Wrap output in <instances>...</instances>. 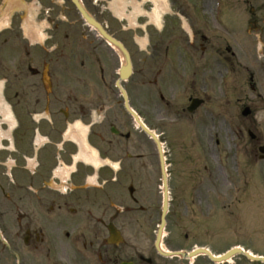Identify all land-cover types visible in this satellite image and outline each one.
<instances>
[{"label": "rangeland", "instance_id": "1", "mask_svg": "<svg viewBox=\"0 0 264 264\" xmlns=\"http://www.w3.org/2000/svg\"><path fill=\"white\" fill-rule=\"evenodd\" d=\"M6 1L0 0V8L5 5ZM21 1H23L25 10L16 12L12 16L13 27L20 25V23L23 26H27V24L49 26L54 25L53 22L56 25L58 23L61 25L60 19L65 17L79 23L77 26L78 31L87 30V34H91V36L94 34L93 30L81 24V18L70 0ZM63 1L65 2L63 3ZM171 1L174 8H178L181 11L182 9L187 10L193 16L192 22L197 23V11L201 0ZM242 1L223 0L225 2L223 10L229 16L228 20L235 32L241 30L236 26L238 20L237 11L242 14V18H246L248 15ZM262 1L251 0L254 9H257L254 16L256 23L253 22L257 24L256 28H260V30H264V13L260 5ZM82 2L87 10L107 27L109 32L121 37L125 36L124 38L130 50L138 49L127 36L134 32L133 30L117 32L122 26L116 21L110 9L113 4L122 3L124 7L131 4L132 6L127 8L133 11V8L135 10L138 6H143L144 0H82ZM60 4L63 6H60ZM147 5L149 4H144V8ZM40 6L44 11L39 9ZM48 11H50L49 15H47ZM163 19L165 22L162 23L161 21L157 27L161 29L164 26L162 32L165 34L172 31V34L178 39L170 43V46L173 44L182 49L183 40H181V34L178 31L177 18L163 15ZM138 22L141 24V29L137 28L136 33L142 39V44L139 46L150 49L149 41H151V38H148V35L154 34V30L151 26L145 29L146 17H140ZM126 27L128 26L126 25ZM247 30L249 31V37L241 34L242 38L238 40V43H234L233 35L230 32L223 34V36L221 35V38L216 41L221 43L222 46L229 43L237 49L236 56L229 59L232 61L231 65L235 68V74L231 76L227 84L231 90L227 91L226 95H224V92L222 95L220 92L218 93L217 83L220 80L218 74L219 72L221 76L227 74L228 72L226 71H228L230 62L227 64L216 60V64L213 66L216 71V82L210 86L215 89V95H212L206 103L205 107H208L205 109L201 108L200 112H197L194 116H189L181 111V103L185 97L183 84L166 89L159 87L160 85H151L145 82L139 87L138 85L142 78L136 71L125 83L133 106L141 111L146 124L158 135L163 143L166 169L169 174L168 179L171 188L170 198L173 201L166 216L162 248L168 250L185 248L190 250L195 245L206 244L213 253H220L230 245L241 244L246 248H250L253 252L264 255V160H259L258 155H255L256 153L258 154V145L264 146V46L261 48L263 35L262 38L258 36L259 30H253L252 32L251 29ZM245 34L247 33L245 32ZM15 35L16 37L11 43L10 40L9 42H4L5 32L0 34V79L3 80L8 77V82L12 83L15 89L18 90V99L15 100L14 106L15 110L20 113L24 68L20 63L21 57L18 54L4 52L9 45L18 44L15 43L18 41L17 33H14L12 37ZM167 36H169V33ZM236 44H239V47ZM16 46L18 50H21L20 43ZM138 55L139 53L137 52L136 56ZM209 59L210 56L206 54L204 61L209 62ZM57 65L58 71L56 74L53 68L50 69V73L55 77L58 75V83L62 84L65 82L63 73L66 68L64 65V69H62L63 65L59 66V62ZM149 69L146 68L144 70V78L146 79L150 77L151 70ZM8 70L20 75L19 79L16 78L17 80H15ZM111 71L110 65L108 71L110 81L115 74ZM251 73H254L252 82L249 80ZM146 79L143 81H146ZM251 83L254 84V90H251L248 85ZM159 91H162L165 99L164 103L159 100ZM2 92L4 97L8 98L6 88L5 91L2 89ZM117 99H119L118 96ZM166 101L169 104H166ZM110 102L111 100L105 105H110ZM245 105H248L251 109V113L248 116L241 114ZM115 110L121 119L122 125L131 132L128 146L134 148L135 144L138 145L142 152L147 153L143 163L149 164L155 158L153 142L144 133H139L136 127L134 128L132 121L130 122L122 107L116 105ZM119 118L118 121H120ZM0 119H2L1 115ZM1 127L5 138L1 140L0 144V225L4 230V237L11 241L15 240L17 243V239H21L23 235L20 227L22 223L20 221L16 223L14 219L13 222L10 220L12 199L8 197V194H13L14 198L24 194L22 190H18V187L10 182L11 162L17 157L16 151L21 150L23 146V138L20 137L22 128L17 126L10 129L4 123L1 124ZM106 127L107 125H105ZM246 128L252 129L253 133L260 137L258 144L250 140L248 133L245 131ZM14 172L16 173V171ZM122 176L123 174L120 176L121 181H123ZM154 178L156 181H154ZM160 178L159 168L157 166L152 168L150 165L149 169L140 170V177L135 182L140 194L143 195L142 201L146 200L154 204L155 207L159 204L161 198L158 189ZM147 179H151V181ZM152 183H156L157 187H152ZM151 188L154 189L153 195L151 193L150 196H147V190L151 191ZM22 202L23 200L18 198L17 203L20 208H17L16 211L19 213V218L21 212H28L26 207L22 206ZM148 213H146L147 216L144 213H135V215L127 213L124 218H121V221L125 224L123 231L128 238L133 235L131 227L140 224L144 226L141 233L137 234V232L135 234L136 239L132 238L141 247L138 249L141 252H145L143 248H146L153 239L152 230L156 228L158 220L154 210L149 213L150 215ZM133 216H136V222L130 221ZM31 217L37 221L39 215L37 213L32 215L31 213ZM21 221L23 222V220ZM147 231L149 235H147ZM60 234L59 243L62 242L66 248L63 256L69 260L70 264H74L72 263L75 260L72 255L74 246L70 245V247L67 245V247V241L63 238L61 231ZM58 247L59 258L45 255L41 258L43 264H66L64 258L60 255ZM5 256L4 252L0 257L1 262ZM77 259L79 258L77 257ZM156 261L157 264H170L171 262L163 257H157ZM172 262L175 264V260ZM191 262L192 260H189V264ZM242 263L251 264L245 261L242 256H234L229 262L224 264ZM194 264H210V261L204 257H197Z\"/></svg>", "mask_w": 264, "mask_h": 264}, {"label": "flooded vegetation", "instance_id": "2", "mask_svg": "<svg viewBox=\"0 0 264 264\" xmlns=\"http://www.w3.org/2000/svg\"><path fill=\"white\" fill-rule=\"evenodd\" d=\"M200 35L204 38L202 33ZM77 37L76 34H67V42L62 46L71 61L75 63L69 67L76 74L75 81L70 82L65 78L68 83L64 82L60 84L57 80L52 81V78L49 76V82L46 84L43 81L44 61H34L31 58L27 63L28 72L32 76L38 77L36 86L38 96L31 102L29 91L35 83L27 79L23 90L22 117L29 128L31 121H35V113L39 112L43 107V102L48 100L50 113L48 115L49 119L41 117L38 122V130L43 135H46L47 142L40 149L39 155L40 161L37 173L39 194L37 196V203L33 205L25 204L28 212H22L20 218L18 217L22 223L20 227L25 232L24 240L26 246H28L26 252L44 254L46 248L51 250L54 245L52 241L44 243L45 234L48 233V238H52L51 229H58L62 224H72L73 217H94V213L96 212V225L92 226L91 236L88 238L91 255H97L103 264H121L122 261H131L132 264H156L151 259L143 258L141 251L138 250L141 247L135 240L124 242L121 245H108L103 242L104 237H102V242L97 241L96 246H94V241L99 239L103 231H106V227L111 223L115 225L112 215L108 213V209H93L94 207H99L98 204L100 203L103 208L105 207L104 195L105 197H110L117 194L119 189L115 185H109V177L111 178L115 169L138 171L134 172L135 175H138L139 170L142 168V162L140 153L127 155L126 151H119V147L122 143H126L125 139L129 135L123 136L116 129H112L113 136L109 138L101 132H96L92 129L86 136L87 142L98 145L101 157H108V160L101 164L98 178L96 179L97 182H103L101 187L103 195L100 191L96 193L95 187L92 184H88L87 181V177L93 173V163L85 159L83 155L74 160L79 152L78 146L72 138L68 137L65 139L63 132L67 128L68 123L75 119H79L84 125L92 122V112L95 107L94 98L96 106H98L99 102L108 97L104 93L94 92L98 89L95 83L91 81L94 79L92 71L80 72L77 75L78 70L81 68L87 71L89 64H96L101 75V87H105L108 85V81H106L104 73L105 69L108 68L110 58L109 52L98 49L99 44H95L94 42L90 45L92 47L91 50L76 49L79 46ZM59 47L60 45L57 41L56 50ZM154 52L157 51L155 50ZM51 99L52 103L50 102ZM109 118L107 116L108 120ZM58 142L62 143L61 147H58ZM135 146L138 147L136 144ZM120 153H122V156H118ZM61 167L70 170L69 176L64 182L58 174H54V170ZM50 180L54 185L53 187L48 186ZM62 183L65 184L63 191L58 188ZM132 199L134 202H137L140 200V195L136 199L134 197ZM142 210L144 209L142 208ZM31 213L32 215L33 213L39 215L37 221L33 220ZM10 220L13 222L12 216ZM117 228L122 231L120 227ZM137 232V234L141 233V229ZM133 238L135 239V235ZM7 249L9 261L10 256L14 254L15 250V245L12 241L8 242Z\"/></svg>", "mask_w": 264, "mask_h": 264}, {"label": "bare ground", "instance_id": "3", "mask_svg": "<svg viewBox=\"0 0 264 264\" xmlns=\"http://www.w3.org/2000/svg\"><path fill=\"white\" fill-rule=\"evenodd\" d=\"M152 1L154 2V7L156 9L162 8V3L159 0H152ZM112 9L116 15H119V16L122 15V13L119 12V6H117L116 4L113 5ZM156 9H155V11H156ZM155 16H156V12H154V14L150 15V17L152 19H155ZM5 22L6 21L3 20L0 23V27L3 26L5 24ZM25 30L28 33L29 37L32 38L33 32L29 28H26ZM0 94H1V89H0ZM0 114L3 117V121L11 128L14 125V120H13L11 112L8 109V106L6 105L4 99L1 95H0ZM79 132H80V129L75 130L74 136H78ZM2 136H3V133L1 132V129H0V140H1Z\"/></svg>", "mask_w": 264, "mask_h": 264}, {"label": "water", "instance_id": "4", "mask_svg": "<svg viewBox=\"0 0 264 264\" xmlns=\"http://www.w3.org/2000/svg\"><path fill=\"white\" fill-rule=\"evenodd\" d=\"M74 1V3L76 4V6L78 7V9L82 12V14L84 15V17L87 19V21L88 22H90L91 24H93V25H95L96 27H98L86 14H85V12L83 11V9L80 7V5L78 4V2H77V0H73ZM102 32V31H101ZM104 35H105V33L104 32H102ZM106 37H107V39H109L113 44H115V45H117L118 47H119V49H121L122 51H123V53H124V55H125V57H126V59L128 60V58H127V55H126V53H125V50L123 49V47L120 45V44H118L115 40H113V39H111L110 37H108L107 35H105ZM127 70V68L126 67H122L121 68V71H120V73H121V76H125L126 74H127V72L128 71H126ZM143 129L147 132V133H149L144 127H143ZM150 134V133H149ZM151 135V134H150ZM153 136V135H152ZM154 138V137H153ZM157 146H158V151H159V156H160V162H161V169H162V174H163V177H165V174H164V171H163V162H162V157H161V152H160V145H159V143L157 142ZM193 254H195V253H190L189 254V256H192ZM230 254H228V255H226V256H223V257H221V259H225V258H227L228 256H229Z\"/></svg>", "mask_w": 264, "mask_h": 264}]
</instances>
